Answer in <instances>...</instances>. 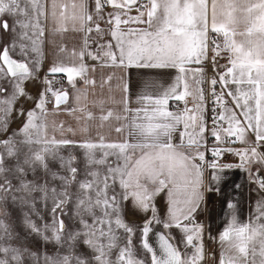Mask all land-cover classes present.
Wrapping results in <instances>:
<instances>
[{
  "label": "snow or ice",
  "instance_id": "6c2138e0",
  "mask_svg": "<svg viewBox=\"0 0 264 264\" xmlns=\"http://www.w3.org/2000/svg\"><path fill=\"white\" fill-rule=\"evenodd\" d=\"M132 69L170 82L132 107ZM231 169L255 210L208 239L264 264V0H0V264H207L197 217L212 193L237 208Z\"/></svg>",
  "mask_w": 264,
  "mask_h": 264
},
{
  "label": "crops",
  "instance_id": "0c3cea01",
  "mask_svg": "<svg viewBox=\"0 0 264 264\" xmlns=\"http://www.w3.org/2000/svg\"><path fill=\"white\" fill-rule=\"evenodd\" d=\"M65 42L69 47L73 45H78L79 36L73 33H68L65 37ZM51 50L49 49V56ZM51 58V57H50ZM224 61H221L223 63ZM46 71V69H45ZM142 73V75H141ZM165 73V74H162ZM169 70H154V69H145V70H137L132 69L130 71V83H131V91H132V107H136L137 105L134 103L135 94L138 93L143 87V81L149 80L155 82L156 85H164L170 82L169 79ZM44 73L42 72L41 75ZM117 76L120 75L119 72L116 73ZM170 75H174L170 73ZM99 79V75L97 76ZM115 83V81L113 82ZM27 90L29 93L35 95L39 91V82L29 83L27 85ZM105 95H107V89H105ZM112 95L115 96V99L118 101L120 99V92L115 90ZM91 99V96L89 97ZM26 106H31L26 105ZM109 107H113L119 109L118 104H109ZM98 111V109L96 110ZM55 119L57 122H64L65 126L74 125L75 121L73 118L67 113H60L56 116H50L49 120ZM13 129L17 128L18 125L13 123L11 125ZM97 129L93 127L92 135L95 136ZM103 131H107L104 129ZM113 139H115V133L112 134ZM225 163H238V158L232 156L231 154H226L224 159ZM226 177V179L221 183V193L226 195L228 199L232 200L233 203L237 205L235 210L228 209L226 203L222 199L221 195H217L215 193L208 194L206 197V207L204 211H202L197 219L205 225L206 235L205 242L206 248L208 252L207 264H217L219 259L220 249L217 244L210 241L208 239L207 233H211L212 236H216L218 232L221 230L222 226L226 224L233 214V211L237 215V218L241 222H247L249 217L254 213L255 203L258 199L256 192L254 191L255 185H252L248 182V178L245 172L240 169H231L225 170L222 174ZM240 185L239 189H236L234 186ZM160 206H163V200L159 201ZM2 215V213H0ZM125 216L128 221H136L137 223L143 222V217L138 214H134V210L131 208H126ZM156 229L163 231L162 226H156ZM213 254H215L216 259H213Z\"/></svg>",
  "mask_w": 264,
  "mask_h": 264
},
{
  "label": "bare ground",
  "instance_id": "6f19581e",
  "mask_svg": "<svg viewBox=\"0 0 264 264\" xmlns=\"http://www.w3.org/2000/svg\"><path fill=\"white\" fill-rule=\"evenodd\" d=\"M158 230V229H157ZM158 231H160V230H158ZM154 239V238H153Z\"/></svg>",
  "mask_w": 264,
  "mask_h": 264
},
{
  "label": "built area",
  "instance_id": "2783aa9c",
  "mask_svg": "<svg viewBox=\"0 0 264 264\" xmlns=\"http://www.w3.org/2000/svg\"><path fill=\"white\" fill-rule=\"evenodd\" d=\"M209 142L211 143V140Z\"/></svg>",
  "mask_w": 264,
  "mask_h": 264
}]
</instances>
